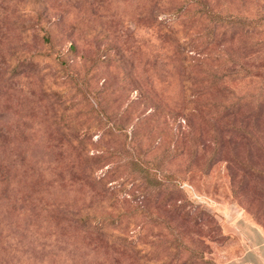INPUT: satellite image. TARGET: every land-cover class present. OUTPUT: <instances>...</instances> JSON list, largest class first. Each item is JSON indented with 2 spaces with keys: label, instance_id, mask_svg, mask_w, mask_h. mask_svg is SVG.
<instances>
[{
  "label": "rangeland",
  "instance_id": "374dc122",
  "mask_svg": "<svg viewBox=\"0 0 264 264\" xmlns=\"http://www.w3.org/2000/svg\"><path fill=\"white\" fill-rule=\"evenodd\" d=\"M259 9L0 0V264H244L226 228L241 215L264 231V44L246 27ZM208 32L217 63L246 76L229 139L202 116L220 109H190L199 70L173 53Z\"/></svg>",
  "mask_w": 264,
  "mask_h": 264
},
{
  "label": "trees",
  "instance_id": "16d2710c",
  "mask_svg": "<svg viewBox=\"0 0 264 264\" xmlns=\"http://www.w3.org/2000/svg\"><path fill=\"white\" fill-rule=\"evenodd\" d=\"M254 1L256 2V5L260 6V9L256 11V16L252 18L251 16L247 15V37L249 38V41H252V39H254L253 44L262 45L264 44V29L259 32H255L254 29L255 27H264V0ZM190 3L191 2H189V4ZM180 7L183 6L180 5ZM186 8L187 6L183 9ZM206 11L208 13L217 15V12H212L210 10ZM232 23L238 24L239 19H233ZM166 28L167 31H169L170 27L167 26ZM212 34L209 33L208 36L205 33L204 35H202L204 39L196 41V44L191 46H187L186 44L180 46L179 43H177V51H174L173 53L176 55L180 54L184 57V59H182V63L184 64V66L183 64H181L180 66L182 68V71L184 68H197L199 70V75H196L197 80H193L188 86V103L192 105L190 109L197 114V118L199 116L202 118L203 116L206 118V121H209L210 119V124H215L216 126L219 125V133H224V136L226 138L228 137L229 139L232 136L241 135L242 133V130L239 131L240 129L238 128V126L236 127L233 125V121H231L230 118L232 120H235L234 113L244 105V97L241 90L244 85H241L240 81H242V79L244 78L243 76L245 75H240L239 71L234 70L233 68H230L229 71V64L227 63H217V51L213 49L214 43ZM253 34H262V36L254 37L252 36ZM218 69L221 70V73L218 72ZM245 69H247V72H250L251 70L248 67L244 68V70ZM257 69H259L258 66ZM251 76L254 77L256 75L253 74ZM212 86H215L219 90V98H215V96L204 97V91L209 90ZM233 93H235L236 96L233 95ZM207 106L216 107L220 109V111H204L205 115L202 116L197 113H201L202 109ZM230 108H235V112L233 110H230ZM219 112L224 113L220 114ZM71 220L84 231V234L90 235L94 241H99L101 239L102 229L100 225L89 226L85 222V220L81 218H71Z\"/></svg>",
  "mask_w": 264,
  "mask_h": 264
},
{
  "label": "crops",
  "instance_id": "0c3cea01",
  "mask_svg": "<svg viewBox=\"0 0 264 264\" xmlns=\"http://www.w3.org/2000/svg\"><path fill=\"white\" fill-rule=\"evenodd\" d=\"M229 225L226 232L238 236L241 241V261L244 264H264V231L241 215L230 217Z\"/></svg>",
  "mask_w": 264,
  "mask_h": 264
}]
</instances>
